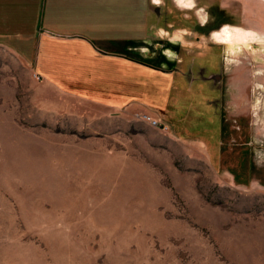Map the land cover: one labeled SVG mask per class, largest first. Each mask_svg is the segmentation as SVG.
I'll list each match as a JSON object with an SVG mask.
<instances>
[{
    "label": "rangeland",
    "instance_id": "1",
    "mask_svg": "<svg viewBox=\"0 0 264 264\" xmlns=\"http://www.w3.org/2000/svg\"><path fill=\"white\" fill-rule=\"evenodd\" d=\"M194 3L149 0L132 50L115 23L86 30L106 55L75 37L40 56L64 91L0 48V264H264V0ZM211 4L258 39L197 31ZM213 48L217 107L154 70Z\"/></svg>",
    "mask_w": 264,
    "mask_h": 264
},
{
    "label": "crops",
    "instance_id": "2",
    "mask_svg": "<svg viewBox=\"0 0 264 264\" xmlns=\"http://www.w3.org/2000/svg\"><path fill=\"white\" fill-rule=\"evenodd\" d=\"M147 8L149 0H120V3L118 0H0V48L18 57L36 77H41L40 81L64 91L68 88L47 76L63 70L48 66L47 60L44 68H41L40 56H50L53 49L60 50L65 44L64 40L75 37L85 40L99 54L106 55L97 50L101 47L93 45V35L86 30H100L101 25L112 26L115 23L129 24L133 29L129 35L126 32L125 40H121L125 41L126 50H132V44L142 40L149 30ZM125 54H120V58L132 65L148 68L129 60L128 56L124 57ZM117 56L115 54L114 57ZM82 70L92 71L73 65L64 72L74 74ZM42 73L46 75H40ZM66 77L62 73L63 81L67 80Z\"/></svg>",
    "mask_w": 264,
    "mask_h": 264
},
{
    "label": "flooded vegetation",
    "instance_id": "3",
    "mask_svg": "<svg viewBox=\"0 0 264 264\" xmlns=\"http://www.w3.org/2000/svg\"><path fill=\"white\" fill-rule=\"evenodd\" d=\"M207 15L208 18L206 21L203 22L200 27H196V30H200L203 34H211L215 30L220 29L223 25L230 24L232 21L228 16V12L219 10L218 5L214 6V4H211L208 7ZM212 53H215L214 48L201 58L193 56V62L188 71L182 70L178 66L167 69L163 64L162 66L157 67L159 68L158 70H154L163 74L175 75L174 82L171 85V87L175 89L174 94H182V92H187V90H189L188 94L191 92L190 96L193 97L201 95V91L203 90L211 97L210 105L217 107L221 103L219 96L223 89L224 64L220 55L214 57V54ZM128 59L143 64L148 68H152L149 63L144 61L134 59L133 57H128ZM216 95H218V97Z\"/></svg>",
    "mask_w": 264,
    "mask_h": 264
},
{
    "label": "clouds",
    "instance_id": "4",
    "mask_svg": "<svg viewBox=\"0 0 264 264\" xmlns=\"http://www.w3.org/2000/svg\"><path fill=\"white\" fill-rule=\"evenodd\" d=\"M153 3L157 6L161 3V0H153ZM175 3L178 4L182 8H193L195 7L194 0H175ZM204 10L200 9L197 12V15L199 16L200 13H202ZM206 19L205 17H201V20ZM165 34V33H164ZM213 38L217 41H223L225 43H228L230 46L233 43H241L246 42L249 38H257L255 33L252 32H244L242 29L239 28H230L229 25L225 24L221 31L214 32ZM258 39V38H257Z\"/></svg>",
    "mask_w": 264,
    "mask_h": 264
},
{
    "label": "bare ground",
    "instance_id": "5",
    "mask_svg": "<svg viewBox=\"0 0 264 264\" xmlns=\"http://www.w3.org/2000/svg\"><path fill=\"white\" fill-rule=\"evenodd\" d=\"M203 10H204V11H203L201 14H202L203 17L206 16V19H207V18H208L207 12H206L205 9H203ZM206 19H205V20H206ZM229 26H230V25H229ZM230 28H239V29H242L244 32H248L247 30H245V29H243V28H241V27L230 26ZM249 39H250V38H249ZM249 39H247V42H249ZM233 45H237V46L239 47L240 43H238V44L233 43L232 46H233Z\"/></svg>",
    "mask_w": 264,
    "mask_h": 264
},
{
    "label": "built area",
    "instance_id": "6",
    "mask_svg": "<svg viewBox=\"0 0 264 264\" xmlns=\"http://www.w3.org/2000/svg\"><path fill=\"white\" fill-rule=\"evenodd\" d=\"M143 117H144L146 120H148V121H150L151 123H153V125H155V126L159 125L158 121L155 120L154 118H152L151 116L145 114Z\"/></svg>",
    "mask_w": 264,
    "mask_h": 264
}]
</instances>
